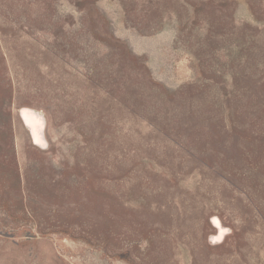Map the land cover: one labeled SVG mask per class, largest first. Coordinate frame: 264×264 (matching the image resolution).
<instances>
[{
  "label": "rangeland",
  "instance_id": "obj_1",
  "mask_svg": "<svg viewBox=\"0 0 264 264\" xmlns=\"http://www.w3.org/2000/svg\"><path fill=\"white\" fill-rule=\"evenodd\" d=\"M0 264H264V0H0Z\"/></svg>",
  "mask_w": 264,
  "mask_h": 264
},
{
  "label": "bare ground",
  "instance_id": "obj_2",
  "mask_svg": "<svg viewBox=\"0 0 264 264\" xmlns=\"http://www.w3.org/2000/svg\"><path fill=\"white\" fill-rule=\"evenodd\" d=\"M20 117H21L22 121L24 122L25 126L28 127L29 132H30V136H31L34 144L45 145L46 144L45 137H44L45 133H43L44 119H43L42 115L33 109L23 108L20 111ZM212 220H213V226L217 230L216 237H217V239L221 240L225 236L228 229H226L225 227L222 226L218 217H215ZM214 238H215V236H214Z\"/></svg>",
  "mask_w": 264,
  "mask_h": 264
}]
</instances>
